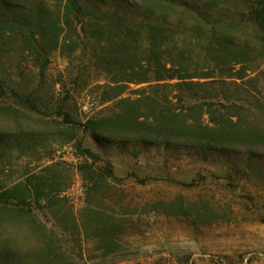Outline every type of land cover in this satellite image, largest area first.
I'll use <instances>...</instances> for the list:
<instances>
[{
	"label": "rangeland",
	"instance_id": "obj_1",
	"mask_svg": "<svg viewBox=\"0 0 264 264\" xmlns=\"http://www.w3.org/2000/svg\"><path fill=\"white\" fill-rule=\"evenodd\" d=\"M99 1L101 7H124L120 1ZM220 1L222 6L208 12L223 20L234 8L241 12L252 2ZM63 3L0 0V19L22 20L21 13L39 7L56 14ZM126 11L132 16L136 12ZM97 46L84 39L77 51H70V46L62 54L49 43L42 52L35 51L19 35L0 38V105L33 120L62 122L61 115L68 113L84 124L106 117L124 98L135 100L132 92L145 85L112 84L117 72L111 69L107 74L103 65L92 61ZM190 55L186 66L208 67L203 52ZM218 62L224 64L214 78L221 104L230 101L242 124L264 132V55L246 65L238 64L244 62L241 57H220ZM27 97L34 109L27 105ZM204 119L207 123L209 117ZM7 142L0 153L1 186L9 187L45 166L63 164L68 187L51 209L43 205L32 212L47 230L58 233L53 250L68 264H264V140L260 147L251 141L252 153H201L177 146L138 145L118 137L101 144L80 128L63 136L7 138ZM77 145L97 158L94 167L107 176L109 186L92 196L87 195L80 172L92 160L76 151ZM99 218H112L117 224L107 249L95 229ZM35 247V239L22 224L0 225V264H8L2 261V251L15 257V264H27Z\"/></svg>",
	"mask_w": 264,
	"mask_h": 264
},
{
	"label": "trees",
	"instance_id": "obj_2",
	"mask_svg": "<svg viewBox=\"0 0 264 264\" xmlns=\"http://www.w3.org/2000/svg\"><path fill=\"white\" fill-rule=\"evenodd\" d=\"M88 1L64 0L56 14L39 7L21 13L22 20L0 19V38L19 35L35 51L42 52L49 43L62 54L70 46V51H77L84 39L94 41L98 46L92 61L103 65L107 74L111 69L117 72L112 84L145 88L132 92L135 100L124 98L106 117L84 124L68 113L61 115L62 122L33 120L9 105H0V153L5 152L7 138L63 136L80 128L101 144L118 137L138 145L177 146L201 153H252L251 141L258 147L263 144L264 132L242 124L237 118L239 111L230 101L221 104L214 78L224 69L218 62L220 57H241L244 62L238 64L246 65L264 55V0H252L241 12L235 6L238 13L234 8L225 20L208 12L211 7L222 6L220 0H112L124 4L116 9L99 6V0ZM126 8L136 12L129 15ZM195 50L204 53L208 67L192 70L186 66ZM26 102L30 109L35 108L32 98L27 97ZM75 149L92 160V164L85 162L80 167L87 195L103 191L109 185L105 173L94 167L97 158L89 150H81L80 145ZM64 172L62 163H54L9 187L0 185V225L20 223L35 239L37 247L27 264H68L53 250L58 233L47 230L32 212L34 207L54 206V200L68 187ZM114 222L99 218L95 229L102 248L113 244L117 230ZM17 241L13 237L14 245ZM2 252L3 262L15 264V257Z\"/></svg>",
	"mask_w": 264,
	"mask_h": 264
}]
</instances>
